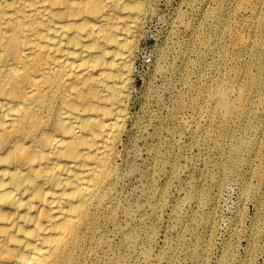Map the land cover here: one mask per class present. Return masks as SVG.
<instances>
[{"label":"bare ground","instance_id":"bare-ground-1","mask_svg":"<svg viewBox=\"0 0 264 264\" xmlns=\"http://www.w3.org/2000/svg\"><path fill=\"white\" fill-rule=\"evenodd\" d=\"M153 1L0 0V264L104 259L121 206L119 158ZM237 5L253 18L264 11L261 0ZM221 13L216 37L202 42L216 59L200 77L194 115L217 130L253 112L238 79L260 84L246 59L227 64L228 43L249 55L264 50L260 21L250 23L253 38L233 26L232 12ZM241 148H233L237 159Z\"/></svg>","mask_w":264,"mask_h":264},{"label":"rangeland","instance_id":"rangeland-1","mask_svg":"<svg viewBox=\"0 0 264 264\" xmlns=\"http://www.w3.org/2000/svg\"><path fill=\"white\" fill-rule=\"evenodd\" d=\"M238 1H153L119 158L121 206L101 264H264V50L252 47L249 55L231 42L225 51L228 65L246 59L259 78L256 88L238 79L250 115L219 130L194 119L200 77L216 59L202 42L216 37L221 11L232 12L233 26L253 38L250 23L260 21L264 35V11L242 14Z\"/></svg>","mask_w":264,"mask_h":264}]
</instances>
